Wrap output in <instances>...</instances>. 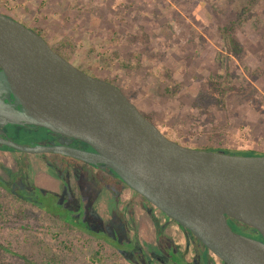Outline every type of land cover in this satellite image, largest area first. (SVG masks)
I'll return each instance as SVG.
<instances>
[{
	"label": "rangeland",
	"instance_id": "374dc122",
	"mask_svg": "<svg viewBox=\"0 0 264 264\" xmlns=\"http://www.w3.org/2000/svg\"><path fill=\"white\" fill-rule=\"evenodd\" d=\"M0 10L40 31L82 70L120 86L168 137L197 148L264 152V0H0ZM5 131L27 145L75 140L39 126L8 124ZM68 160L71 169L55 168ZM100 169L0 146L2 180L20 174L44 204L20 212L11 196L1 200L10 213L0 219V264H46L53 254L65 264H92L99 248L120 251L121 264H227L209 250L204 258L187 229L128 185L116 191L119 177ZM68 187L79 208L96 196L92 222H77V232L47 214L78 218L72 202L48 193ZM230 224L252 236L251 227Z\"/></svg>",
	"mask_w": 264,
	"mask_h": 264
},
{
	"label": "water",
	"instance_id": "95a60500",
	"mask_svg": "<svg viewBox=\"0 0 264 264\" xmlns=\"http://www.w3.org/2000/svg\"><path fill=\"white\" fill-rule=\"evenodd\" d=\"M0 144L58 153L113 170L227 264H264V154L184 145L168 137L117 84L92 75L38 31L0 11ZM8 124L85 141L19 143ZM233 218L260 233L234 230Z\"/></svg>",
	"mask_w": 264,
	"mask_h": 264
},
{
	"label": "trees",
	"instance_id": "16d2710c",
	"mask_svg": "<svg viewBox=\"0 0 264 264\" xmlns=\"http://www.w3.org/2000/svg\"><path fill=\"white\" fill-rule=\"evenodd\" d=\"M228 29L230 28H226L225 31L227 32ZM35 30V29H34ZM38 31V30H37ZM40 34L41 32L38 31ZM228 35V34H227ZM229 36V35H228ZM229 39V43H233V39ZM52 46V45H51ZM53 47V46H52ZM54 48V47H53ZM55 50H57L56 48H54ZM223 55V54H222ZM219 63H220V74L222 75L223 73H221V71L223 70L224 68V58L223 56L220 57L219 59ZM25 126V125H24ZM27 127H33L32 125L28 126L26 125ZM6 128V127H5ZM47 129V128H46ZM58 135H61L59 133H56ZM73 138H76V137H73ZM76 139H79V138H76ZM81 140V139H79ZM82 141V140H81ZM85 142V141H84ZM86 143V142H85ZM87 144V143H86ZM88 145V144H87ZM1 147H5V148H9V146H6V145H2L0 144ZM89 146V145H88ZM203 149H210V150H214V149H211L209 147H203ZM220 151V150H219ZM253 152H239V151H234V150H231V149H227L225 150L224 152H227V153H238V154H255V155H259V154H264V152H256L255 150H252ZM255 151V152H254ZM63 159L65 157H62ZM66 158H69L71 160H78V159H75V158H72V157H68L66 156ZM57 162V161H56ZM71 163V162H70ZM55 164V163H53ZM68 165V164H67ZM64 164H55V168L57 170H63L64 166H67ZM73 166V163L72 165ZM97 166V165H95ZM98 169H100V167H98ZM101 170V169H100ZM111 172L114 173V175L117 177L118 175L111 169H109ZM119 177V176H118ZM120 179V177H119ZM111 181V180H110ZM109 181V183H110ZM6 181L2 180L1 176H0V219H3V217H5L6 214L10 213L9 212V207H10V203L9 204H4L5 202L4 201H1V200H4L6 199L5 197H10L9 198L10 202H14L15 204H19V207H17V205L15 206V208H18L20 209V212H23V210L26 208L25 205L27 204H32V205H40L42 207H44V204L43 202L39 199V197L37 196L36 198L29 194L28 191H26L25 189V186L23 184V178L21 177L20 174H14L12 179H11V182L13 184V186L11 185V182H6L10 187L8 188H4V192H2V189H3V186L4 183ZM121 184L123 185H127L126 183H124L122 180L120 181ZM120 187L116 188V191L119 189ZM35 192L38 194L39 191L35 189ZM48 193H52L53 192H48ZM36 194V195H37ZM35 195V196H36ZM12 204V203H11ZM5 206V207H4ZM22 207V208H21ZM5 208V209H4ZM24 208V209H23ZM24 215V213H21ZM47 214L51 215L52 218L55 220L54 222V225L55 226H60L61 228H64V229H67V230H71L73 232H75L76 230H80L81 228L80 227H75L74 224H76L77 222H79L80 224H85L86 222L80 220L79 218L75 217L74 214L72 215H67L66 214V217L63 218V219H59L57 218V216L55 215H52L51 213H48ZM77 218V220H76ZM227 221L229 223V225L231 226L230 222L231 221H235L236 223L238 224H241V226H245V227H248L247 225L243 224V223H240L239 221L233 219V218H230L228 217L227 218ZM51 227V226H50ZM232 227V226H231ZM233 228V227H232ZM77 232V231H76ZM190 232V231H189ZM55 236H58L59 235V232H55L54 233ZM253 237H256V238H262L261 234L260 233H255L252 235ZM196 239V241H198L199 244H201L202 246H204L201 251V253H204L205 252V257L204 258H209V256L207 255V251H208V248L200 241L198 240L196 237H194ZM71 242V241H70ZM65 246L68 247L69 249H71V245H68L67 243H65ZM120 251H117V250H112L110 252H108L107 250L105 249H96V250H93L90 254V261L92 262V264H121V259H120ZM34 264V263H33ZM46 264H65L63 262V259L58 257L57 255L53 254L47 261H46Z\"/></svg>",
	"mask_w": 264,
	"mask_h": 264
},
{
	"label": "flooded vegetation",
	"instance_id": "af4514ba",
	"mask_svg": "<svg viewBox=\"0 0 264 264\" xmlns=\"http://www.w3.org/2000/svg\"><path fill=\"white\" fill-rule=\"evenodd\" d=\"M1 11V10H0ZM6 14V13H5ZM7 15H9V14H7ZM9 16H11V15H9ZM12 18H15V17H13V16H11ZM16 19V18H15ZM23 22V21H22ZM25 23V22H24ZM26 24V23H25ZM27 25V24H26ZM34 29V28H33ZM36 30V29H35ZM37 31V30H36ZM42 35V34H41ZM46 39V38H45ZM47 40V39H46ZM50 44V43H49ZM51 45V44H50ZM64 139H67V136H64L63 137ZM69 138V137H68ZM73 139H75V140H73ZM71 141V143H69V142H65V143H67V144H69V145H72V146H76V147H80V148H86V149H91V147H89L84 141H81V140H79V139H76V138H73ZM68 162V165H67V169H71V165H72V161H67ZM71 162V163H70ZM96 167H98V166H96ZM86 179H88V178H86ZM115 181H118V183H116L117 185H119V186H116V184L115 183H113V182H111L110 181V183L111 184H113L114 186H116V187H121L123 184H121V179H119V180H117L115 177L113 178ZM87 181V180H86ZM89 184L91 183L89 180L87 181ZM114 189H116V188H114ZM48 191V190H47ZM50 192V191H49ZM80 192H81V189H80ZM52 194V193H51ZM80 194V193H79ZM52 195H54V196H57L58 198H60V196L59 195H61V198H62V202H64L65 204H69L70 202H72V203H70V205H71V207L73 208V210H74V212H78V218L80 219V220H82V221H84V222H86V224H89L90 222H92L91 220L93 219V217H94V213H92V211H93V209H92V203H93V201L96 199V196L94 195L92 198H91V200H90V202H89V206L88 207H85V208H79L78 207V203L79 202H75L74 201V199H75V194L72 192V190L68 187V188H62V191H61V193L59 194L58 192H53V194ZM143 198H145V197H143ZM146 199V198H145ZM102 221H100V223H101ZM117 222V220H115V223ZM94 229H95V231L97 230L95 227H94ZM100 229H101V227H100ZM252 233V235L253 234H255V231L253 230V232H251ZM162 245H164V247H166L165 246V244H162ZM174 247H175V245L173 244L172 245V249H174ZM148 259H145V263L144 264H148V263H146V261H147ZM184 262V261H183ZM185 263V262H184ZM161 264H164V263H161ZM186 264V263H185Z\"/></svg>",
	"mask_w": 264,
	"mask_h": 264
},
{
	"label": "bare ground",
	"instance_id": "6f19581e",
	"mask_svg": "<svg viewBox=\"0 0 264 264\" xmlns=\"http://www.w3.org/2000/svg\"><path fill=\"white\" fill-rule=\"evenodd\" d=\"M4 124H5V119L3 117H0V133L4 127Z\"/></svg>",
	"mask_w": 264,
	"mask_h": 264
}]
</instances>
